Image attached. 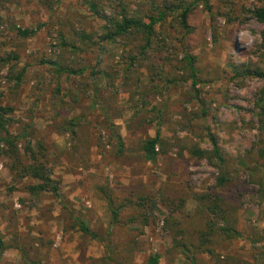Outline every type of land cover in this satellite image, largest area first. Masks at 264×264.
<instances>
[{
	"label": "rangeland",
	"instance_id": "obj_1",
	"mask_svg": "<svg viewBox=\"0 0 264 264\" xmlns=\"http://www.w3.org/2000/svg\"><path fill=\"white\" fill-rule=\"evenodd\" d=\"M206 1L0 0V107L8 110L0 113V140L5 131L15 138L24 164L45 156L59 187V196L30 192L37 180L15 175L13 161L0 156V264H27L19 245L41 264L104 257L103 245L72 228L78 219L100 236L113 229L102 189L111 191L122 223L112 230L116 249L136 244L132 264L150 256L158 264H213L206 253L173 248L206 228L209 215L193 197L212 192L237 204L240 234L227 239L216 229L215 253L264 264V79L251 75L264 72V26L254 16L264 0ZM158 12L164 20L146 51L136 33L106 39L114 29L108 19ZM185 54L195 58V84ZM109 124L118 128L122 155ZM206 128L226 161L223 187L219 168L191 153L211 149ZM157 129L158 156L148 161L143 145ZM140 212L149 217L145 226L129 222ZM170 216L179 225L167 226ZM11 250L16 263L5 257Z\"/></svg>",
	"mask_w": 264,
	"mask_h": 264
},
{
	"label": "trees",
	"instance_id": "obj_2",
	"mask_svg": "<svg viewBox=\"0 0 264 264\" xmlns=\"http://www.w3.org/2000/svg\"><path fill=\"white\" fill-rule=\"evenodd\" d=\"M207 3L206 0H204ZM90 10L92 12H96L95 4L91 1L89 3ZM189 10L183 9L180 13V20L183 29L186 31L188 29L187 25V14ZM255 18L264 26V6L255 9L254 11ZM164 20V15L162 12H158L157 16H150L146 18H128L126 15L121 16L119 21H114L112 19H108L113 26V30L106 33V39L113 40L119 37H125L129 34L136 33L143 41L144 45L142 46L143 52L150 48L152 44V40L155 36V27L160 22ZM19 35L22 37H29L34 34V31L28 30H18ZM262 41L264 45V31L262 33ZM234 45V43H231ZM184 61L186 62V69L189 70L190 76L193 79V83L195 84L196 79V69H195V58L188 54L184 55ZM250 74V73H249ZM251 75L264 79V72H252ZM262 112L264 113V105L261 107ZM1 112H8L6 109L0 107ZM70 126H74L73 123ZM111 133L116 141V151L117 154L122 155L124 153V145L121 136L118 133V128L114 124H109ZM0 129H3V126L0 125ZM6 136L0 140V142L5 143L8 150L6 153H2L0 151V156L5 154L9 159L13 161L12 171L15 175L19 177H30L32 179L37 180L36 185H32L28 187L30 192H45L49 191L53 193L55 196H59V187L58 184L53 182L50 179L49 175L46 171V164L43 158H35L33 163L24 164L21 161V154L17 148L16 139L9 136L8 132L5 131ZM206 136L211 146L209 151L201 150L198 148H193L191 153L193 156L199 159H207L212 164H215L219 168V176L217 178V186L223 187L229 182L228 172L226 170V161L221 154V150L218 145V140L215 134H213L209 128H206ZM160 143V132L159 129L155 131V135L152 138H148L143 145V153L145 158L148 161H155L158 156V151L156 150L157 145ZM105 194V199L109 206L110 215H111V225L113 229L107 232L106 235L100 236L99 234L90 230L87 224L84 221L73 219L72 228L77 229L82 235H86L89 238L99 242L105 248V256L99 259H93L91 264H132L133 254L136 249V244L132 241L126 242L123 248L118 251L116 246L114 245V240H112V235L114 227L117 228L118 225L121 227L122 223L120 222V215L118 209L114 206V202L112 199L111 191L107 189H102ZM195 200L200 203L205 211L209 215V219L206 225V228L200 230L198 232V237L194 240L186 241L185 239H175L174 249L179 250L182 253H185L187 256L190 252L198 253V254H208L213 262V264H241V261L235 259L233 257H220L214 251L213 244L211 238L214 237V233L216 229L226 236L227 239H237L240 237L236 229V218L235 215L238 211L237 204L235 205L232 202L226 201L223 197L221 198L216 193L212 192L209 194L197 195L195 194L193 197ZM233 199V198H232ZM231 199V200H232ZM143 201L146 199H142L141 202L136 203V207L142 209L144 207ZM180 204L178 206H182L184 203L183 200L179 201ZM148 218L145 213L140 212L138 216H133L129 218L130 223L139 222L142 225H147ZM166 224L168 226L171 223L174 226L179 225L173 216H170L166 219ZM222 223V228L218 227V224ZM180 232V231H179ZM18 251L21 253V257L24 261H27V264H41L45 262V259L42 261H31L29 252L24 246H17ZM40 249H35L37 251ZM4 251V246L0 233V255ZM40 252V251H39ZM37 252L35 257L40 253ZM41 255V254H40ZM39 255V256H40ZM41 262V263H40ZM159 257L158 256H150L148 257L147 264H158ZM192 264L194 263V259H191Z\"/></svg>",
	"mask_w": 264,
	"mask_h": 264
},
{
	"label": "crops",
	"instance_id": "obj_3",
	"mask_svg": "<svg viewBox=\"0 0 264 264\" xmlns=\"http://www.w3.org/2000/svg\"><path fill=\"white\" fill-rule=\"evenodd\" d=\"M5 257L7 258L9 262H13V263H16L19 260V255L17 254V251L15 250H11L7 252V255H5Z\"/></svg>",
	"mask_w": 264,
	"mask_h": 264
},
{
	"label": "clouds",
	"instance_id": "obj_4",
	"mask_svg": "<svg viewBox=\"0 0 264 264\" xmlns=\"http://www.w3.org/2000/svg\"><path fill=\"white\" fill-rule=\"evenodd\" d=\"M225 56H226V53H225Z\"/></svg>",
	"mask_w": 264,
	"mask_h": 264
}]
</instances>
